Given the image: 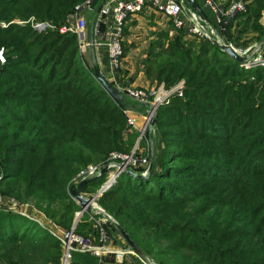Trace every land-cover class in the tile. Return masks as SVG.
Segmentation results:
<instances>
[{"label":"trees","instance_id":"16d2710c","mask_svg":"<svg viewBox=\"0 0 264 264\" xmlns=\"http://www.w3.org/2000/svg\"><path fill=\"white\" fill-rule=\"evenodd\" d=\"M84 1L0 0V20L34 16L61 26ZM263 10L264 0H253L240 32L253 20L262 39ZM155 34L145 73L168 87L185 79L184 94L157 110L152 169L123 172L99 203L158 264H264V68L247 71L185 30ZM1 50L0 192L71 229L78 206L68 185L87 165L131 151L137 132L125 109L133 100L118 102L104 88L75 33L12 23L0 27ZM76 231L96 233L89 221ZM62 254L46 227L0 207V264H61ZM73 257L97 264L89 254Z\"/></svg>","mask_w":264,"mask_h":264},{"label":"built area","instance_id":"2783aa9c","mask_svg":"<svg viewBox=\"0 0 264 264\" xmlns=\"http://www.w3.org/2000/svg\"><path fill=\"white\" fill-rule=\"evenodd\" d=\"M94 1L86 0L77 4L69 16L68 23L61 26L48 20H38L32 16L26 20L21 18L12 21L0 20V27L6 28L12 23H18L19 25L29 24L38 32L59 30L61 33H75L83 55L89 47L92 48L94 64L100 67V73L107 80L112 78L113 86L123 95L145 106L146 112L141 114V123L138 122L137 114L132 112L133 106L128 105L125 109L129 131H138L140 138L129 153L112 152L107 161L89 164L73 177L68 185V193L78 209L75 212L71 229H65L53 222L42 211L36 210L30 204L19 203L11 197L9 198L10 203H5V195L1 192L0 207L9 208L11 211L37 221L58 238L61 241L63 252L61 264H74L73 256L76 252L95 256L97 264H134L132 260L126 258L127 255H136L141 261L144 258H141L128 243L127 247L117 246L116 232L119 222L100 205L99 199L104 192L117 183L118 178L126 172L127 168L132 171L134 168L142 167L145 168V173H148L151 163L150 148L141 152L140 141L145 138V130L152 127V119L156 116L158 108L169 103L174 96H183L186 86L181 79L171 87H166L162 83L152 89H142L133 88L130 82L126 83L121 79L124 28L128 17L143 12L149 5L174 25L169 32L170 37L181 29L187 31L188 36L208 39L220 48L221 45H228L243 58L239 64L247 71L264 68V37L244 45L236 44L226 37V25L237 14L248 13L252 0H231L226 5L219 3L218 0H203L204 5L216 14V23L203 18L195 9L187 5V0H98L92 7ZM89 15L93 16L90 34H88ZM215 38H219L222 43L216 41ZM0 59L5 61L3 50L0 51ZM105 167H107V172L102 173ZM102 177L104 181L96 191L84 187L78 195L75 194L82 181ZM81 199H84L86 203H83ZM34 210L38 212H31ZM82 221L92 222L96 233L88 237L78 233L76 228ZM124 244L126 245V241Z\"/></svg>","mask_w":264,"mask_h":264},{"label":"rangeland","instance_id":"374dc122","mask_svg":"<svg viewBox=\"0 0 264 264\" xmlns=\"http://www.w3.org/2000/svg\"><path fill=\"white\" fill-rule=\"evenodd\" d=\"M229 1V0H228ZM252 3V2H251ZM143 14V13H141ZM145 16H142L140 17L139 20H137L136 18H130L128 20V27H130V32H128V34L124 37H127V47H128V52H127V60L124 62V67L126 68L127 72H130L131 69L134 70V73L136 71H140V70H144L145 71V68H144V59L147 55V51H148V48H149V45H150V42L155 40L153 39V35L155 34V31L154 29H151L150 27H153L152 25V22H150V20H148V14H143ZM244 16V15H243ZM249 16L246 14L243 18H241L239 21H238V25L242 23V25L244 26V22L246 21V19L248 18ZM17 20V18H15ZM13 19V20H15ZM259 23L260 25L264 26V21H262V19L259 20ZM18 24V23H17ZM253 24V20H251L249 22V28H246V31L244 32H240L241 29H238L235 31V29L231 31V34H232V38H237L239 39V42L235 41L236 44H240V45H244V44H247V43H251L253 41H258V37H259V32L254 28V24ZM237 25V26H238ZM3 28V27H2ZM132 31V32H131ZM234 33V34H233ZM237 35H240L239 37L236 36ZM190 37V39H194V38H198L199 37H196V36H188ZM226 37L231 40L232 38L229 36V33L226 32ZM201 39H204V38H201ZM129 40V41H128ZM233 42V40H231ZM86 53V52H85ZM86 59H87V56L88 54H84ZM91 66L94 67V62L92 61V58H91V62H89ZM97 66V65H96ZM98 67V66H97ZM98 69L100 70V67H98ZM146 74V73H145ZM132 77V75H130V78ZM147 77V75H146ZM111 78V77H110ZM124 82L128 83L129 81L127 80V78H125L124 76L121 78ZM254 77L251 78V80H253ZM109 82H112V78L111 80L108 79ZM147 80L149 81L148 86H138V85H135L133 83L132 84V87L133 88H142V89H152L154 86H158L160 84H165L164 82L162 83H157L156 81H152L151 79H149L147 77ZM185 83V86H186V80L185 79H182ZM179 82V81H178ZM177 82V83H178ZM176 83V84H177ZM114 84V83H113ZM145 84V85H147ZM174 84V85H176ZM166 86V85H165ZM173 86V85H172ZM168 87V86H166ZM171 87V86H170ZM130 106H133L132 108V112H135L138 115V113L140 112L141 114H145L146 112V108L145 106H143V104H141L140 102H137L135 100L131 101L129 103ZM138 122L141 123L142 122V118H141V121L138 119ZM156 124V123H155ZM153 124L152 127H148V129L145 130L144 134H145V138H143L141 141H140V145L139 147L141 148V152L143 150H147L148 148H150V162L153 160L154 162V157H155V154L158 152V149H157V139L158 137V134H157V128H156V125ZM135 132V131H134ZM140 138V134L139 132L137 131V135L135 137V141H134V145L135 143H137V141L139 140ZM133 145V147H134ZM132 147V148H133ZM151 164V163H150ZM9 196L5 195V203H10L9 202ZM26 204H30V203H26ZM13 205H17L16 203H13ZM31 207H34L32 204H30ZM7 209L8 211H10L9 208H5ZM13 210V209H12ZM29 214L30 211H28ZM33 212V211H31ZM34 215V214H32ZM51 220V219H50ZM116 236H117V246L120 245L121 247H127V241L125 240V238L123 237V235L121 234V232L117 229V232H116ZM124 241H126V245L124 244ZM88 255V254H87ZM126 258L129 260H132V262L134 264H158L157 261L155 259H153L151 256H149L148 254L145 253V257L144 259L146 260L145 262L141 261L139 259L138 256L136 255H127ZM142 258V257H141Z\"/></svg>","mask_w":264,"mask_h":264},{"label":"crops","instance_id":"0c3cea01","mask_svg":"<svg viewBox=\"0 0 264 264\" xmlns=\"http://www.w3.org/2000/svg\"><path fill=\"white\" fill-rule=\"evenodd\" d=\"M199 2V4L201 5L202 8L205 9V11L208 13V15L211 17L209 18V20L213 23H216V14L209 8V7H206L203 3V0H197ZM219 3H223V4H227L228 3V0H218ZM251 6H253V0H252V3L250 4ZM250 7V6H249ZM93 15H94V11H92ZM143 14H148V20H150V22H152V25L153 27H150L151 29H154L156 32L158 31H161V30H166L168 32L171 31V21H169L163 14H161L160 12L156 11L155 8H152L151 6L147 5L145 10L143 12H141ZM137 14V15H133V16H130L128 19H127V22H126V26L128 28V32H130V27H128V20L132 17V18H136L137 20L140 19V17L144 16L143 14ZM242 14H239L238 18L234 19L233 20V23H232V28H231V31L232 29L235 31L238 30V29H243V25L242 23L241 24H237L238 21L243 18L244 16H241ZM92 18L93 16L92 15H89V27H88V34L91 33L92 31ZM145 18V16H144ZM262 21H264V10L262 12V17H261ZM264 24V23H263ZM238 25V26H237ZM132 32V31H131ZM234 34V33H233ZM125 36V35H124ZM236 36H240V35H237ZM156 34L153 35V39H156ZM127 37H124V41L123 42H126ZM234 42L237 41V38H233ZM129 41V40H128ZM127 43V42H126ZM151 43V42H150ZM86 54H88L87 56V61L88 62H91V58H92V61L94 62V58H93V52H92V48L89 47ZM127 55L124 56L123 58V63H122V69H121V73H122V77L124 76L125 78H127V80L130 82V83H133L135 85H138V86H148L147 83H149V81L147 80V77H146V74H145V71L144 70H140V71H136L134 73V70L131 69L130 72H127L126 68L124 67V62L127 60ZM130 75H132V77L130 78ZM147 84V85H145ZM138 119L141 121V118H142V115L141 113L139 112L138 113ZM37 210V209H36ZM33 212H38V211H33ZM85 254V253H83ZM90 256H93L91 254H89ZM95 257V256H94ZM96 258V257H95ZM97 259V258H96Z\"/></svg>","mask_w":264,"mask_h":264},{"label":"water","instance_id":"95a60500","mask_svg":"<svg viewBox=\"0 0 264 264\" xmlns=\"http://www.w3.org/2000/svg\"><path fill=\"white\" fill-rule=\"evenodd\" d=\"M98 0H95L92 7L95 6V4L97 3ZM187 5L191 6L193 9H195L199 14H201V16L207 20H209V18L206 16L203 8L201 7V5L199 4V2L197 0H187ZM221 49L223 51H225L229 56H231L233 59H235L237 62H242L243 58L241 56H239L230 46L228 45H221ZM94 74L95 77L101 82V84L104 86V88L118 101V102H123L125 99V96L118 90L116 89L99 71L98 67L96 65H94ZM157 122V118L156 116L153 117L152 119V124H155ZM153 166V160L151 161L150 167L148 172L152 169ZM107 172V167H105L102 170V173ZM126 172L132 173L133 175L137 176V177H144V175H138L135 174L133 171H131V169L127 168ZM98 178H93V179H87L82 181L79 186H78V190L75 192L76 195H78V193L80 191L83 190V188L90 182L96 180ZM81 201L83 203H86V201L84 199H81ZM118 230L121 232V234L123 235V237L125 238V240L127 241L128 245L139 254V256H141L142 258L145 257V252L143 251V249L130 237V235L125 231V229L119 224L117 226Z\"/></svg>","mask_w":264,"mask_h":264},{"label":"bare ground","instance_id":"6f19581e","mask_svg":"<svg viewBox=\"0 0 264 264\" xmlns=\"http://www.w3.org/2000/svg\"><path fill=\"white\" fill-rule=\"evenodd\" d=\"M216 41H218L219 43H222L221 40L219 38H215Z\"/></svg>","mask_w":264,"mask_h":264}]
</instances>
